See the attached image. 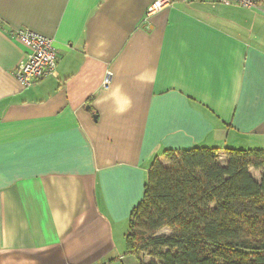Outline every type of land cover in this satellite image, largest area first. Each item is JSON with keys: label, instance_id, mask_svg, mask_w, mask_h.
Masks as SVG:
<instances>
[{"label": "crops", "instance_id": "1", "mask_svg": "<svg viewBox=\"0 0 264 264\" xmlns=\"http://www.w3.org/2000/svg\"><path fill=\"white\" fill-rule=\"evenodd\" d=\"M154 1L0 0V264H136L123 239L154 156L264 151V4L146 17ZM17 28L57 56L27 88Z\"/></svg>", "mask_w": 264, "mask_h": 264}, {"label": "trees", "instance_id": "2", "mask_svg": "<svg viewBox=\"0 0 264 264\" xmlns=\"http://www.w3.org/2000/svg\"><path fill=\"white\" fill-rule=\"evenodd\" d=\"M218 153L164 149L166 163L152 158L124 234L138 264H264V151L225 148L224 162Z\"/></svg>", "mask_w": 264, "mask_h": 264}, {"label": "built area", "instance_id": "3", "mask_svg": "<svg viewBox=\"0 0 264 264\" xmlns=\"http://www.w3.org/2000/svg\"><path fill=\"white\" fill-rule=\"evenodd\" d=\"M191 1V0H184ZM209 1L223 5H235L243 8H256L264 4V0H193ZM172 5V0H155L147 6L145 16H149L156 11ZM16 38L26 48L24 60L21 61L14 70V75L22 87L27 88L34 82L43 79L55 72L57 56L52 46L51 40L37 32L26 28H17L12 32ZM110 72L106 73L104 82L110 80Z\"/></svg>", "mask_w": 264, "mask_h": 264}, {"label": "rangeland", "instance_id": "4", "mask_svg": "<svg viewBox=\"0 0 264 264\" xmlns=\"http://www.w3.org/2000/svg\"><path fill=\"white\" fill-rule=\"evenodd\" d=\"M219 159H220L221 162H224V159H225L224 155L221 154V155L219 156ZM251 172H252L254 175H256L253 169H251ZM260 173H261V172H260ZM168 233H169V231H168L167 229H162V230H160V231L158 232V234H168ZM123 241H124V239H123ZM124 244H125V242H123V245H124ZM124 246H125V245H124ZM131 256H132V255H131ZM129 257H130V256H129ZM142 259H143L145 262H147L150 258H149V256H147V255H142ZM129 260H135L136 264H138V263H137V259L135 258V256L130 257Z\"/></svg>", "mask_w": 264, "mask_h": 264}]
</instances>
